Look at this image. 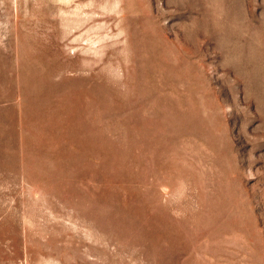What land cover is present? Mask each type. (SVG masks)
<instances>
[{
    "label": "rangeland",
    "instance_id": "1",
    "mask_svg": "<svg viewBox=\"0 0 264 264\" xmlns=\"http://www.w3.org/2000/svg\"><path fill=\"white\" fill-rule=\"evenodd\" d=\"M0 264H264V0H0Z\"/></svg>",
    "mask_w": 264,
    "mask_h": 264
}]
</instances>
